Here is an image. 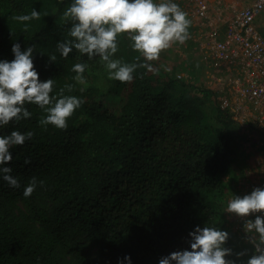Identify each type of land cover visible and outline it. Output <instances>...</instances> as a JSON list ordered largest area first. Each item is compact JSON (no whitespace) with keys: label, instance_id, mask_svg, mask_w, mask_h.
<instances>
[{"label":"trees","instance_id":"obj_1","mask_svg":"<svg viewBox=\"0 0 264 264\" xmlns=\"http://www.w3.org/2000/svg\"><path fill=\"white\" fill-rule=\"evenodd\" d=\"M118 1L0 0V264H248L235 120L202 85L174 95L202 75L167 48L185 19Z\"/></svg>","mask_w":264,"mask_h":264},{"label":"built area","instance_id":"obj_2","mask_svg":"<svg viewBox=\"0 0 264 264\" xmlns=\"http://www.w3.org/2000/svg\"><path fill=\"white\" fill-rule=\"evenodd\" d=\"M161 2L183 9L218 106L248 112L264 130V0H233L237 8L226 21L215 17L209 0Z\"/></svg>","mask_w":264,"mask_h":264},{"label":"rangeland","instance_id":"obj_3","mask_svg":"<svg viewBox=\"0 0 264 264\" xmlns=\"http://www.w3.org/2000/svg\"><path fill=\"white\" fill-rule=\"evenodd\" d=\"M82 1H89V5L97 3L102 6L104 12L110 14L118 9L119 2L118 0ZM209 1L211 11L221 21H226L237 8V6L233 7L231 0ZM146 7L153 12L168 10L172 15L181 14L180 16H183L184 14L183 9L168 7L162 4L161 0H137L132 9L134 11V9L141 10ZM73 11L74 9L70 6L65 7L60 14L61 21L65 20ZM188 29L190 31L189 39L183 40L179 36L173 37L167 48L182 50V54L186 56V61H194L202 67V75L199 76L198 83L192 82L190 74L187 76L179 75L180 78H183V83L175 89L174 95L176 97L191 96L195 93L194 84L202 85L205 88L208 84L207 67L204 65L201 47H198L199 43L195 39L194 32L190 28ZM152 49L157 54L160 67L170 72L174 66V61L166 56V50L163 48ZM89 80L94 82L92 78ZM229 113L235 120L229 131L235 136L241 154L233 173L226 176V181L231 185V194L225 202L224 213L228 218L237 243L242 246L245 245L248 249V256H250L248 264H264V136L258 130L261 128L260 125L253 120L248 112L239 110L236 113Z\"/></svg>","mask_w":264,"mask_h":264},{"label":"crops","instance_id":"obj_4","mask_svg":"<svg viewBox=\"0 0 264 264\" xmlns=\"http://www.w3.org/2000/svg\"><path fill=\"white\" fill-rule=\"evenodd\" d=\"M231 2H233V0H231Z\"/></svg>","mask_w":264,"mask_h":264}]
</instances>
